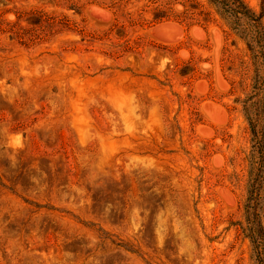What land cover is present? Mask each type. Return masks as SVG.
I'll list each match as a JSON object with an SVG mask.
<instances>
[{
    "label": "rangeland",
    "instance_id": "rangeland-1",
    "mask_svg": "<svg viewBox=\"0 0 264 264\" xmlns=\"http://www.w3.org/2000/svg\"><path fill=\"white\" fill-rule=\"evenodd\" d=\"M243 1L0 0V264H264Z\"/></svg>",
    "mask_w": 264,
    "mask_h": 264
},
{
    "label": "trees",
    "instance_id": "trees-1",
    "mask_svg": "<svg viewBox=\"0 0 264 264\" xmlns=\"http://www.w3.org/2000/svg\"><path fill=\"white\" fill-rule=\"evenodd\" d=\"M223 6L227 12L234 14L238 20L242 17H246L255 22L259 27L262 15H257L255 12H252L250 8L245 4L243 0H236V2H229L227 0H217Z\"/></svg>",
    "mask_w": 264,
    "mask_h": 264
}]
</instances>
